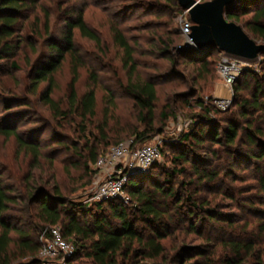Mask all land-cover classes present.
<instances>
[{"label":"trees","instance_id":"1","mask_svg":"<svg viewBox=\"0 0 264 264\" xmlns=\"http://www.w3.org/2000/svg\"><path fill=\"white\" fill-rule=\"evenodd\" d=\"M33 7L34 0H0V62H10L12 68H15L14 58L18 51L28 43L19 34L24 29L22 22L28 18V12ZM172 11L182 12L175 3ZM244 16L248 18L244 19ZM224 18L240 26L255 43L264 42V0H237L224 12ZM74 29L83 38L97 46L100 44V38L86 27L80 15L73 20L65 19L64 29L58 39L49 35L46 18L42 29L35 30L41 40L39 48L44 51L38 52L36 45L27 44L35 54L33 61H27L30 65L26 77L28 90L34 93L39 84L45 83L46 89L40 98L49 110L56 117L76 116L82 126L81 131H87L90 138L102 144L108 139L107 130L112 131L108 122L112 120L117 126L118 118L105 109L103 120L96 127L97 135L87 130L88 121L96 116V98L93 88L77 98L75 84L79 63L71 70L72 77L67 85V108L61 109L50 98L53 74L59 69L65 55H74ZM155 30L150 41L154 50L151 54L166 61L170 66L169 76L176 77L178 61L185 60L193 67L197 65L193 68L197 79H214L218 57L211 55L213 51L219 54L218 50H187L182 48L184 41L178 37L180 32L169 33L166 25ZM110 34L114 45L122 52V66L127 73L125 84L118 83L119 94L131 101L136 121L143 128L140 132H136V129L131 131L134 144H140L156 132L155 106L157 91L162 86L161 77H145L138 72L137 68L145 66L133 59L135 51L129 41L117 27H111ZM259 58L262 60L258 66L261 75H253L245 68L232 86L235 111L226 115L227 111H215L211 105L198 99L195 101L200 111L191 119L190 130L182 136V141L187 145L180 146L170 159L174 168L160 173L159 178L151 175L155 166L151 167L148 174L130 175L125 186L127 204L114 200L81 205L70 202L56 184L49 189L46 186H33L24 190L23 196H18L21 217L16 221L6 214L14 197L8 194L0 181V264H39V244L31 233L16 226L18 223L28 225L35 233L59 227L62 238L75 249L74 255L66 261L68 264L82 259L88 260L89 264H145L147 261L158 264H248L249 260H253L250 264H264V254L255 251V243L223 239L218 242L208 233L212 225L233 224L232 217L220 213L218 205L213 202L215 195L234 200V196L223 189L233 168H239V165L249 168L247 170H251L255 176L257 191L264 198V53ZM242 76L250 80L244 86H251L247 97L239 95L241 87L237 84ZM168 80L171 86L175 85L171 79ZM0 88L5 90L2 86ZM189 97L174 94L172 102H186ZM108 101L112 102L111 96ZM163 108L167 109L166 104ZM216 114L224 115L216 119ZM159 117L163 120L169 115L161 111ZM0 136L5 139L12 137L19 151L30 155L31 166L38 164L39 145L24 140L9 126L0 125ZM84 149L88 152L85 162L95 163L100 156L96 148L85 143ZM196 150H200L201 155ZM178 165L180 167L176 169ZM180 176L187 177V181L175 183L174 180ZM33 177L27 175V179ZM259 227L263 233V222L259 223ZM12 234H16V239L12 238ZM189 237L201 239L205 243L186 246L184 241ZM168 240L182 243L169 262L163 257V242ZM217 244L226 254L215 259Z\"/></svg>","mask_w":264,"mask_h":264},{"label":"rangeland","instance_id":"2","mask_svg":"<svg viewBox=\"0 0 264 264\" xmlns=\"http://www.w3.org/2000/svg\"><path fill=\"white\" fill-rule=\"evenodd\" d=\"M208 1L211 0L196 2ZM173 3L178 5L177 0H34V7L28 12V18L22 22L24 29L19 37L28 42L27 44L36 45L38 52L44 50L39 48L41 40L35 34V30L42 29L45 18L48 21L49 35L55 36L56 39L61 36L65 19L73 20L77 15H80L86 27L100 38V44L97 46L83 38L77 29L73 30L74 55L72 57L65 55L59 69L53 74L50 98L61 109L67 108V85L72 77V68L79 63L75 84L77 98L91 88L94 89L96 98V116L88 121L87 130L97 135L96 127L102 122L105 109L118 118V124L116 126L112 120L108 122V127H112V131L107 130V141L99 144L87 135V131L84 133L81 131L82 126L76 116L56 117L40 98V94L46 89L45 83L39 84L34 93L28 90L29 82L26 77L30 65L27 61L28 59L33 61L35 54L27 44L14 58L15 68L10 66V62L1 61L0 84L5 90L0 88V125L14 128L24 140L36 143L40 149L38 164L32 167L30 155L20 152L12 137L5 139L0 136V181L8 194L14 197L6 212L9 217L16 221L20 219L21 206L18 203V196H23L24 190L33 186H46L49 189L56 184L62 195L70 202L89 205V198L102 179L104 171L95 165L97 160L95 163L85 162L88 153L84 149L85 143L95 147L99 157H102L111 147L119 143L129 140L135 143L134 135H131L132 129H136V132L142 131V126L136 121L131 101L122 98L119 94L118 83L125 84L127 73L122 66V52L112 41L110 29L113 26L117 27L129 41L135 51L133 59L145 66L137 68V71L145 77L159 76L162 81V86L157 91L155 106L156 132L149 136L150 139H145L136 145L140 146L143 142L158 145L161 150V159L152 165L156 167L151 173L152 177L159 178L160 173L174 168L175 165L170 159L180 146L187 145L182 141V136L190 130L191 119L200 111L195 101L198 99L204 104L211 105L212 99L228 97L229 93L224 87L225 95H217V87L221 83L217 73L214 74V79L209 77L197 79V75L193 72V68L197 65L193 67L189 62L179 60L176 68L178 75L171 77L170 66L166 61L158 55L151 54L154 50L150 46V41L154 37L155 29L166 25L169 33L178 34L181 21L188 18L182 10L181 13H174ZM243 18L247 19L248 16ZM178 37L184 41L179 34ZM256 43L264 45L261 41ZM211 56L218 57L219 54L213 51ZM261 61L259 58L247 67L251 74L261 75L258 67ZM168 79H171L175 85L171 86ZM249 83L247 76L239 79L237 85L241 87L240 97H247L250 94L251 86L244 87ZM174 94L190 97L186 102H172ZM110 96L112 102L108 101ZM233 100L234 96L226 110V115L236 109ZM165 104L167 109L163 110ZM161 111L169 115V118L160 120ZM171 111L172 114H169ZM216 115L217 119L224 114ZM196 152L200 155L202 153L200 150ZM178 167L180 166H176V169ZM247 169L249 168L239 165V168L232 169L231 175L229 174L225 180L223 189L233 195L234 200L230 201L224 195L214 196V205H218L223 215H230L233 224L212 225L208 228V233L218 242L223 239L255 243V251L264 254V232L262 233L259 227L260 222L264 224V198L257 191L254 174ZM28 174L34 177L27 179ZM47 181H50L48 185ZM174 181L175 183L187 181V177L180 176ZM16 226L26 233H31L41 247V234L46 229L35 233L34 229L28 228L26 224L18 223ZM12 238L16 239V234H12ZM204 243L203 240L195 237H189L184 241L186 246ZM163 244L165 246L163 257L167 262L182 245L176 240L164 241ZM215 247V259L226 254L218 244ZM37 259L39 264H68L66 262L68 258L62 260L61 255L41 257L38 253ZM249 262L253 263V260ZM158 263L145 262V264ZM69 264H89V261L82 259Z\"/></svg>","mask_w":264,"mask_h":264},{"label":"built area","instance_id":"3","mask_svg":"<svg viewBox=\"0 0 264 264\" xmlns=\"http://www.w3.org/2000/svg\"><path fill=\"white\" fill-rule=\"evenodd\" d=\"M191 25L188 18L180 23V36L184 38L182 48L191 44L188 39ZM250 64L251 62L219 53L216 73L223 86L228 90L229 96L212 99L211 105L214 109L224 112L229 108L233 96L232 86L243 70L249 67ZM160 159L161 152L158 145L144 144L137 146L132 140H129L111 147L95 163L98 168L104 171V175L92 192L89 203L121 200L124 204H127L128 197L125 193V186L129 176L132 174H148L152 165ZM41 242L39 251L41 257L61 255L62 260H65L75 253L73 245L62 238L60 228L57 226L46 229L41 234Z\"/></svg>","mask_w":264,"mask_h":264},{"label":"water","instance_id":"4","mask_svg":"<svg viewBox=\"0 0 264 264\" xmlns=\"http://www.w3.org/2000/svg\"><path fill=\"white\" fill-rule=\"evenodd\" d=\"M177 0L180 9L191 22L188 35L190 45L185 49L199 52L204 48L216 49L236 59L253 62L264 53V45L251 40L235 23L224 18V12L237 0Z\"/></svg>","mask_w":264,"mask_h":264},{"label":"crops","instance_id":"5","mask_svg":"<svg viewBox=\"0 0 264 264\" xmlns=\"http://www.w3.org/2000/svg\"><path fill=\"white\" fill-rule=\"evenodd\" d=\"M216 92H217V95H219V96H224L225 95L226 91H225L224 86H223L222 83L219 84V87H217V91Z\"/></svg>","mask_w":264,"mask_h":264}]
</instances>
